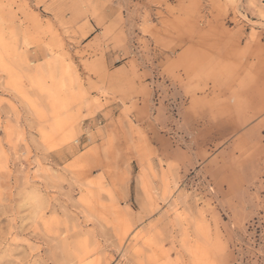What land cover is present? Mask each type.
Segmentation results:
<instances>
[{"label": "rangeland", "instance_id": "obj_1", "mask_svg": "<svg viewBox=\"0 0 264 264\" xmlns=\"http://www.w3.org/2000/svg\"><path fill=\"white\" fill-rule=\"evenodd\" d=\"M0 264H264V0H0Z\"/></svg>", "mask_w": 264, "mask_h": 264}, {"label": "bare ground", "instance_id": "obj_2", "mask_svg": "<svg viewBox=\"0 0 264 264\" xmlns=\"http://www.w3.org/2000/svg\"><path fill=\"white\" fill-rule=\"evenodd\" d=\"M147 16V15H146ZM150 25V24H149ZM131 44V43H130ZM56 48V47H55ZM54 50V49H53ZM151 105V104H150ZM263 165V164H262ZM213 192V191H212ZM262 201V200H261ZM259 222V221H258Z\"/></svg>", "mask_w": 264, "mask_h": 264}]
</instances>
